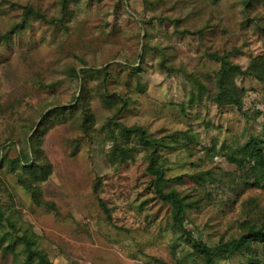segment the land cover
<instances>
[{"label": "rangeland", "instance_id": "rangeland-1", "mask_svg": "<svg viewBox=\"0 0 264 264\" xmlns=\"http://www.w3.org/2000/svg\"><path fill=\"white\" fill-rule=\"evenodd\" d=\"M65 3L0 0V264H205L191 239L214 248L264 225V166L244 154L264 147V80L231 76L240 107L190 100L220 72L215 55L245 72L264 56V0ZM151 158L184 202L181 227ZM214 259L264 264V244Z\"/></svg>", "mask_w": 264, "mask_h": 264}, {"label": "trees", "instance_id": "trees-1", "mask_svg": "<svg viewBox=\"0 0 264 264\" xmlns=\"http://www.w3.org/2000/svg\"><path fill=\"white\" fill-rule=\"evenodd\" d=\"M66 0H64V4ZM244 3L246 6L251 5V0H244ZM66 6H63V8H65ZM66 11V9H64V12ZM13 33H18L19 29L17 28V26H15V28L12 30ZM185 32H187L185 30ZM10 36L9 32L7 33H0V39H8ZM141 57V55H140ZM215 59L217 60H221L222 63V67L220 69V72L216 75L215 78H213L211 80V82L205 84L204 82H200L199 84V88H198V92L197 93H191L190 95V100L191 101H203L204 97L205 98H211L213 99V101L218 104H224V103H233L234 105L237 106H241V100H242V96L239 95L237 89H236V85L235 82L233 80V78H231L232 75L234 74H251V75H255L258 79H263L264 80V56H260V57H255L252 60V63L249 66V69L245 72L242 71L238 65H233L231 64V62L227 61V59L223 58V57H219L215 55ZM234 70H236L235 72H233ZM214 81V82H213ZM83 89L87 90L88 89V84L85 82L83 85ZM115 96V95H114ZM109 100H117V98L115 97V99L113 98L112 94H108L106 96ZM77 103H78V107L77 109L79 111H81V113L79 114L81 117V124H88V120L91 119L90 117V112L88 110V106L87 103H85V101L81 100L80 97L76 98ZM122 101V105L121 107L125 106L127 104V102L125 100H121ZM54 109H58V110H63L65 111L64 107H62L60 104L58 103H54ZM53 105V104H51ZM62 107V108H61ZM121 107L118 109L117 113H119ZM67 109H74V108H69L67 107ZM52 110V111H53ZM60 112V111H58ZM116 124L119 126V132L123 133V132H131V131H137L140 135V139L141 141H143V143L145 144H149L153 149L152 151L157 150L158 144L156 143V141L152 142V139H149L148 136L145 133V129L144 128H140V127H127L124 126L123 124L116 122ZM33 149V152H38V153H42V150L40 148V145H37L34 143V140L31 139V146ZM244 154L250 156L251 158H253L255 160L256 163L264 166V147L262 145V140L260 139H252V141H250L245 147H244ZM32 159L28 160V159H24L22 162L26 163L27 165H33L35 168L33 170V175L36 178V181H41V180H45L47 175L49 174V171L46 172H42L40 174H38L39 170H42L45 166V164L43 165V163L40 161V159L38 157L35 156V154H31ZM234 161L239 162L240 164L241 159H233ZM30 162V163H29ZM31 165V166H32ZM49 169V168H48ZM148 171L153 174L155 177L153 178V187L155 189V192L157 194V196L160 199L169 201L173 207H174V211H173V218L175 223L177 224L178 227L180 226V215L181 213H183L184 211V202L181 198H179L177 192H175L174 190H170L165 192L162 189V182H163V171L162 169L159 167V165H156L155 161L151 158V161L149 163V167H148ZM245 227L246 230H244L237 238L233 239L232 241L229 242H220L218 245H216L214 248H211L209 246H207L205 243L202 242H198L195 240H192V245L195 248L196 251H198L204 259L205 264H217L216 260L214 259V254L219 251V250H225V251H229V252H233V251H242L244 248L246 247H251L252 243L256 242V241H260L263 242L264 244V225L262 226H255L253 224H249V223H245ZM187 234L188 237L191 236V232L184 230Z\"/></svg>", "mask_w": 264, "mask_h": 264}]
</instances>
